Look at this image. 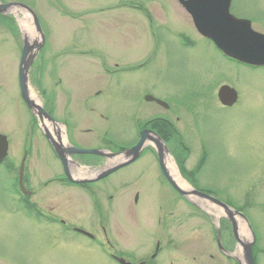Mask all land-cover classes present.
Segmentation results:
<instances>
[{"label":"rangeland","instance_id":"rangeland-1","mask_svg":"<svg viewBox=\"0 0 264 264\" xmlns=\"http://www.w3.org/2000/svg\"><path fill=\"white\" fill-rule=\"evenodd\" d=\"M0 3L23 4L39 19L45 44L28 87L62 127L68 144L115 153L136 144L145 122L165 118L170 128L159 132L177 175L191 190L239 213L235 220L249 236L243 239L252 243L254 264H264V68L225 60L198 35L176 0ZM232 13L264 34V0H234ZM25 14L0 18V134L7 136L14 167L11 175L0 167V264H117L111 255L129 264L242 260L223 209L175 193L159 174L152 143L130 167L89 188L62 180V166L18 89L21 33L29 28L25 35L39 38ZM222 85L237 91L233 107L219 104ZM146 97L169 110L146 103ZM26 149L28 202L39 217L33 210L26 217L12 190ZM72 160L93 174L80 179L92 178L111 161ZM53 178L58 182L45 185ZM61 221L93 241L63 228ZM219 230L236 261L220 257L215 248Z\"/></svg>","mask_w":264,"mask_h":264},{"label":"water","instance_id":"water-1","mask_svg":"<svg viewBox=\"0 0 264 264\" xmlns=\"http://www.w3.org/2000/svg\"><path fill=\"white\" fill-rule=\"evenodd\" d=\"M180 4L191 16L193 24L197 32L203 37L209 39L214 45L227 57L236 60L240 63L260 67L264 66V36L255 33L250 26V23L245 20L236 19L229 13V6L231 0H179ZM18 9L26 12L33 22L36 33L39 36L38 41L29 42L25 32L21 33L22 36V56L19 65V85L20 93L23 101L25 102L29 111L37 117L42 125V131H48L45 121L51 126L57 125V122L47 114L44 109L37 106L29 97L28 91V73L35 58L45 43V37L41 30L39 19L36 14L27 6L20 3H0V14H10V9ZM218 98L222 105L232 106L237 100L236 92L227 87L222 86L218 91ZM147 101H154L157 104L166 106L161 101L155 100L151 97ZM167 108V106H166ZM48 137V136H47ZM48 141L54 145V150L61 160L67 179L75 184H87L100 181L116 171L134 163L141 153L147 141H150L155 146L158 161L161 171L169 183V185L181 196H192L200 200H207L216 206H219L226 213L227 218L232 223L234 228V236L236 242L243 250L244 259L246 264H254L252 256V243L244 240L240 233L235 215L237 212L232 211L228 206L224 205L212 197L202 194L196 190L191 192L181 189L172 178L166 164V156L168 150L161 138L155 133L149 131H142L140 133V140L138 143L125 151L119 153H110L102 150H89L77 149L69 145L65 146L59 142H55L48 137ZM7 153V140L4 136L0 135V161L5 158ZM74 155H95L105 159L115 161V164L109 168L88 179H75L71 176L69 171V159ZM119 158L121 159L119 161ZM121 263H123L121 261Z\"/></svg>","mask_w":264,"mask_h":264},{"label":"flooded vegetation","instance_id":"flooded-vegetation-1","mask_svg":"<svg viewBox=\"0 0 264 264\" xmlns=\"http://www.w3.org/2000/svg\"><path fill=\"white\" fill-rule=\"evenodd\" d=\"M233 3H234V0H232L231 1V7H230V12L232 13V6H233ZM233 14V13H232ZM234 15V14H233ZM235 16V15H234ZM2 17V15H0V18ZM236 17V16H235ZM237 18H239V17H237ZM240 19H246V18H240ZM40 55V54H39ZM38 55V56H39ZM37 59H38V57L36 58V60H35V62L37 61ZM50 114V113H49ZM51 115V114H50ZM52 116V115H51ZM38 126V125H37ZM39 127V126H38ZM167 127H169L170 128V125L168 124V122L165 120V118H154V119H150V120H148L147 122H145L144 124H143V127H142V129L140 130V131H138V140H139V132H141V131H143V130H150V131H153V132H156L158 135H160L161 133L160 132H163V131H165V128H167ZM39 129V128H38ZM158 129H160V130H158ZM160 131V132H159ZM162 135V134H161ZM162 138H163V136H161ZM163 141L165 142V140H164V138H163ZM45 142H46V140H45ZM138 142V141H137ZM136 142V143H137ZM47 143V142H46ZM47 145H48V147L50 148V146H49V144L47 143ZM131 147V146H130ZM127 148H129V147H125V148H121L118 152H120V151H122V150H125V149H127ZM51 151V150H50ZM154 154H155V157H156V163H157V167H158V171H159V174H160V176L165 180V178H164V176H163V174H162V171H161V168H160V164H159V161H158V156H157V153H156V151H155V149L154 150H151ZM30 151L29 150H25L24 151V153H23V156H22V159H21V161H20V165H19V167H18V170H19V168L21 167V164H24L25 165V162H26V159H27V157H28V154H30L29 153ZM143 153V150H142V152H141V154ZM74 158H76V160L77 159H80V157H74ZM55 159V158H54ZM56 160V159H55ZM57 161V160H56ZM3 166H4V171L8 174V175H11V174H13L12 172H14V167L12 166V164H11V159H10V157H9V151H8V155H7V157H6V159H5V161L3 162ZM28 174H27V170H26V168L24 169V173H23V180H22V182H23V185H24V192L22 193V196L24 197V200H23V203H22V205H23V210L26 212V210H33L34 211V213L36 214H38V213H40V215H41V212L39 211V209H37V208H35V206L32 204V203H29L28 202V198H30L31 197V193H32V191L28 188V186L25 184V176H27ZM62 180H65L64 178L62 179ZM104 180V179H103ZM102 181V180H101ZM58 182V179L57 178H53V179H50L47 183H45V185H50V184H53V183H57ZM84 187H86V188H89L88 186H89V184L88 185H83ZM139 198H140V194L139 193H136L135 194V196H134V199H135V201H134V203L135 204H137V202L139 201ZM184 199V198H183ZM186 199V198H185ZM184 199V200H185ZM188 202V201H187ZM228 220V222H229V224H230V229H231V234H232V237L235 239V236H234V228H233V225H232V223L229 221V219H227ZM216 245H215V248L218 250V252H219V254H220V257H222V258H226V259H228V260H235V258L231 255V254H229L228 253V251H227V248H226V244L223 242V240H222V235H221V232H220V230L219 231H217V235H216ZM235 242H236V239H235ZM237 243V242H236ZM238 244V243H237ZM158 246V245H157ZM240 247V246H239ZM254 247V246H253ZM253 250H254V248H252ZM157 252H158V247L156 248V250H155V253H154V255L152 256V257H150L151 259H153V257H155V255L157 254ZM254 252V251H253ZM252 252V253H253ZM218 255V254H217ZM242 255H243V257H242V260H244L245 261V259H244V254H243V250H242ZM219 256V255H218ZM112 258L114 259V260H116V258H118V257H116V256H112ZM144 263H148L147 261H144ZM127 264H129L128 262H127Z\"/></svg>","mask_w":264,"mask_h":264},{"label":"bare ground","instance_id":"bare-ground-1","mask_svg":"<svg viewBox=\"0 0 264 264\" xmlns=\"http://www.w3.org/2000/svg\"><path fill=\"white\" fill-rule=\"evenodd\" d=\"M10 14L11 15H14V16H16V17H20L21 15H26L25 14V12L23 11L22 13L18 10V9H10ZM0 15H6V14H0ZM191 23H192V21H191ZM193 25V24H192ZM25 31V34L26 35H28V33L27 32H29L30 30H29V28H27V29H24ZM28 37V40H29V42H34V41H38V38H36V39H31L29 36H27ZM28 91H29V97H30V99L37 105V106H41V103H40V100H39V98L33 93V91L31 90V88H29L28 89ZM238 98H239V96L237 97V100H236V103H237V101H238ZM235 103V104H236ZM234 106V105H233ZM232 106V107H233ZM42 107V106H41ZM43 108V107H42ZM37 123H39L40 125H41V123H40V121H37ZM45 125H46V121H45V123H44ZM39 128V132L41 133V135L43 136V138H44V140H46V142L50 145V148L53 150V151H55L54 150V145H53V143L52 142H49L48 141V137H49V139H51V140H53V141H55V142H59V139H60V141H61V144L62 145H65V146H67L68 145V143H67V141H66V138H65V135L63 134V130H62V127L61 126H59L58 124L57 125H55V126H51L50 124H47V128H48V131L46 132V133H44L43 131H42V125H41V127H38ZM48 136V137H47ZM6 139H7V136H6ZM7 142H8V139H7ZM148 143H152V142H150V141H147ZM9 143V142H8ZM165 144H166V142H165ZM147 145H149V144H145L144 146H147ZM69 146H71V147H73V148H77V149H88V148H81V147H78V146H76V145H71V144H69ZM89 150H95V149H89ZM120 150V149H119ZM93 157H97V158H99L98 156H95V155H93ZM121 159L119 158V161H120ZM166 164H167V167H168V170H169V173L171 174V176H172V178L175 180V183L181 188V189H183V190H185V191H189V192H191L192 190L190 189V187L189 186H187L182 180H181V178L177 175V172H176V169H175V167L173 166V162L171 161V159L169 158V156H166ZM70 161H72V163L69 165V171H70V173H71V176L73 177V178H75V179H80V178H85V177H91V175H93L91 172H89V171H87L86 169H84V168H80V166L78 165V164H76V163H74L73 162V160H70ZM115 164V161H107V163H106V168H109L110 166H112V165H114ZM74 167V166H76V168L74 167V168H72L71 169V167ZM126 167H130V165H128V166H126ZM26 167L23 165V169H25ZM105 168V169H106ZM101 181V180H100ZM97 182H99V181H97ZM97 182H93V183H97ZM93 183H87V184H85V185H88V184H93ZM139 203H140V201H139ZM237 221V220H236ZM237 224H238V227H239V233H240V235H241V237L242 238H245L246 240H248L249 239V236H247V234H245L244 232H243V230H242V227H243V224L240 222V221H237ZM69 230L70 231H73V232H80L78 229H74V228H72V227H70L69 228ZM68 230V231H69ZM240 257V256H239ZM240 262H241V264L244 262L245 263V261L243 260H239Z\"/></svg>","mask_w":264,"mask_h":264}]
</instances>
